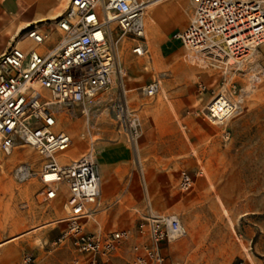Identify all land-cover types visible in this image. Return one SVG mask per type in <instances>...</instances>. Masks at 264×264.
Listing matches in <instances>:
<instances>
[{"label": "rangeland", "instance_id": "obj_1", "mask_svg": "<svg viewBox=\"0 0 264 264\" xmlns=\"http://www.w3.org/2000/svg\"><path fill=\"white\" fill-rule=\"evenodd\" d=\"M180 2L176 12L169 2L153 9L157 27L173 35L185 28L192 3ZM114 36L119 38L118 28ZM125 39L130 46L135 41L123 37L117 47L118 61L126 74L89 107L92 122L100 126L96 131L98 162L106 144H126L137 179L130 191L126 188L125 194L118 196L122 202L110 205L102 193L98 217L110 229H120L133 228L137 223L138 215L131 206L178 214L187 233L164 245V264H264V43L236 74L233 68L227 73L200 68V74H185L184 69L194 63L186 61L188 58L182 61L185 53L178 40L150 38L146 54L130 51L127 68L125 55L120 53ZM154 79H160L161 88L157 94L148 95L144 86ZM232 82L237 83V95H243L238 112L224 123L205 119L207 102L222 87L232 88ZM201 85L206 86L204 91ZM115 102L127 106L132 117L139 119V134L134 139L121 126ZM58 126L72 135L77 154L86 150L89 134L85 133L81 108L61 112ZM23 162L39 171L45 158L30 145H19L11 154L0 150V210L10 219L17 213L24 218L43 204L53 216H64L67 183L60 184L55 198L40 202L37 195L44 183L39 175L23 181L14 177V169ZM183 170L193 179L188 189L180 185ZM50 228L46 234L57 240L60 227ZM37 235L32 232L24 236L21 259L32 256V264H39V258L44 264H64L74 256L67 243L57 240L42 246L34 238Z\"/></svg>", "mask_w": 264, "mask_h": 264}, {"label": "built area", "instance_id": "obj_2", "mask_svg": "<svg viewBox=\"0 0 264 264\" xmlns=\"http://www.w3.org/2000/svg\"><path fill=\"white\" fill-rule=\"evenodd\" d=\"M152 1L70 0L54 20L57 40L50 28L35 24L0 54V150L11 154L19 145H30L45 158L39 171L27 162L14 169L19 181L39 175L44 183L37 195L40 202L55 198L60 184L67 183L66 216L60 219L66 228L59 242H69L75 255L64 264H164V245L187 233L179 215L172 212L137 210L135 227L120 229H108L94 217L102 203L96 145L100 126L92 122L89 104L126 74L117 55L121 38H132V50L140 56L148 52L150 38L165 41L149 13ZM191 3L189 21L177 34L185 53L181 59L224 73L233 68L236 74L264 43V0ZM26 40L30 43L21 44ZM49 42L53 44L48 46ZM231 84L232 88L222 87L207 102L205 119L224 123L238 112L243 95H237V83ZM160 88V79H154L144 92L155 95ZM115 107L121 126L134 139L139 119L121 102H115ZM78 108L89 134L88 147L80 154L72 135L58 126L61 112L73 113ZM46 172L53 176L47 178ZM192 182L190 173L183 170L181 187L188 189ZM24 263L32 264V256Z\"/></svg>", "mask_w": 264, "mask_h": 264}, {"label": "crops", "instance_id": "obj_3", "mask_svg": "<svg viewBox=\"0 0 264 264\" xmlns=\"http://www.w3.org/2000/svg\"><path fill=\"white\" fill-rule=\"evenodd\" d=\"M69 1L70 0H0V54L19 37L23 30L35 24L43 29L50 28L51 32L56 35L53 36L54 40H57L59 33L56 30L54 20L65 11ZM167 2L170 3L174 12L177 10L176 6L181 4L180 0H176V4L173 0H160L149 5V13L152 14L153 9ZM63 3L66 4L65 7H62ZM152 18L157 26L158 23L156 18L154 16H152ZM156 29H159L160 32L164 34V38L167 39L165 42L168 40H178L176 35L168 33L162 26ZM160 41L162 42V39ZM28 43H30L29 40L21 42L23 45ZM52 44L53 42H49L48 46ZM134 44L130 46V41L125 39L120 47V53L125 55V67L127 68H130L131 62H129V59L132 55L130 51H132ZM178 65H180V63ZM192 65L195 67L190 66L184 69L186 70L185 74H200L201 72L198 70L200 67L195 63ZM100 152H102L101 159H99L103 177L102 193L104 199L110 205H114L121 200V197L118 198V196H121L120 194L123 195V193L126 192V188H129L128 191H130L136 182L137 176L133 169V161L131 159L132 152L129 147L123 143H108L101 148ZM128 183H130L129 187H127ZM41 206L43 208L36 213L24 218L20 216V213H17L10 219L8 216L4 215V211L0 210V264H22V261L24 262V259L20 257L21 251L23 250L22 239L25 235L32 234V232H37L38 235L34 238L37 242H40L42 246L48 243H57V240H59L66 228V224L60 222V219L64 218L66 214L58 218L53 216L52 210L47 208V205L42 204ZM125 206L129 207L126 203ZM131 210L133 214L136 213L138 215L137 210L141 209L131 206ZM94 217L102 226L110 229V227L102 222L97 213ZM54 225L59 226L61 231L57 240H53L46 234L49 229H51L50 227H54ZM61 243H67L72 249L69 242ZM72 251L74 252L73 249ZM163 252L165 255V248ZM73 254L75 255V252ZM36 260L39 264H44L40 263L42 261L40 258Z\"/></svg>", "mask_w": 264, "mask_h": 264}, {"label": "bare ground", "instance_id": "obj_4", "mask_svg": "<svg viewBox=\"0 0 264 264\" xmlns=\"http://www.w3.org/2000/svg\"><path fill=\"white\" fill-rule=\"evenodd\" d=\"M157 1H160V0H154V1L150 2V4H152V3H154V2H157ZM55 16H56V15H55ZM53 17H54V16H53ZM111 18H113V17H111ZM176 38L178 39V35H176ZM193 63H195V62L193 61ZM195 64H197V62H196ZM46 175H47V178H50V177L53 176V174H51V173H49V172H46Z\"/></svg>", "mask_w": 264, "mask_h": 264}, {"label": "trees", "instance_id": "obj_5", "mask_svg": "<svg viewBox=\"0 0 264 264\" xmlns=\"http://www.w3.org/2000/svg\"><path fill=\"white\" fill-rule=\"evenodd\" d=\"M24 31V30H23Z\"/></svg>", "mask_w": 264, "mask_h": 264}]
</instances>
